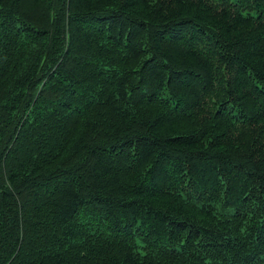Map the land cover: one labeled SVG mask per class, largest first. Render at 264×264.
Here are the masks:
<instances>
[{
    "label": "trees",
    "instance_id": "obj_1",
    "mask_svg": "<svg viewBox=\"0 0 264 264\" xmlns=\"http://www.w3.org/2000/svg\"><path fill=\"white\" fill-rule=\"evenodd\" d=\"M0 264H264V0H0Z\"/></svg>",
    "mask_w": 264,
    "mask_h": 264
}]
</instances>
